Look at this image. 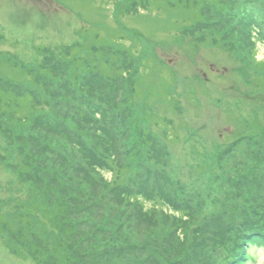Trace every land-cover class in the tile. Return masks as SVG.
Returning a JSON list of instances; mask_svg holds the SVG:
<instances>
[{
  "label": "rangeland",
  "instance_id": "rangeland-1",
  "mask_svg": "<svg viewBox=\"0 0 264 264\" xmlns=\"http://www.w3.org/2000/svg\"><path fill=\"white\" fill-rule=\"evenodd\" d=\"M192 3L0 0V264H264V0Z\"/></svg>",
  "mask_w": 264,
  "mask_h": 264
},
{
  "label": "trees",
  "instance_id": "trees-1",
  "mask_svg": "<svg viewBox=\"0 0 264 264\" xmlns=\"http://www.w3.org/2000/svg\"><path fill=\"white\" fill-rule=\"evenodd\" d=\"M192 5L195 7V12L196 13L202 12V11H200V7L201 6H204V5H199L198 4V0H193ZM188 7H189V5H188ZM200 22L201 21L199 20L198 22H196V23L193 22V23H194V25H198V24L200 25ZM104 50L105 49H101L100 52H104ZM16 70H17V72H22V73H25L26 72V68H23V69H16V68H14L13 69V71H16ZM8 77H9V72L6 69H0V78H3V79H6L7 80ZM175 81H176L175 80V77H173L172 82H168L167 80H163L161 82L165 86L164 89H160L158 92L157 91H154L153 94L146 95L145 93L140 92V89L138 88V80L136 79V82H137V90L134 91V96L135 97H141L142 96V97H144L146 99L148 97L154 96L155 94L163 93L165 91V89H171L172 90ZM259 83L264 86V84L261 83L260 81H259ZM3 91H6L5 92L6 94L5 95H0V110L4 111L5 114L13 113L14 116H15V118H16L15 120L18 121L16 123V126L22 127V128L27 127L29 125V123H30L31 118L33 117V115H35V113L38 111V109H35V106L31 105L30 103L27 105L29 107L27 109H25L24 108L25 106L23 107V103L20 100H17L16 98H11V96L9 95L10 89L9 90L3 89ZM192 96L193 95H191V97ZM165 102L168 105H171L173 101L170 98H167L165 100ZM84 134H85V132H83L81 135H84ZM242 145H245V150L243 152L240 151V153H245L249 149H252L253 150V155H254V158L255 159H258V160L264 159V149L262 147L261 148H258V147L251 146L250 140H244V141L239 140L238 141V146L241 147ZM235 150L236 151L237 150H241V148H239V149L235 148ZM112 171H113V169H112ZM15 218H17V217H15ZM18 218L20 219L21 222H23V220H21V217L18 216ZM179 223H183V222L180 221ZM228 226L230 227V229H231V231L233 233L239 231V228L238 227L232 225V221L231 220H228ZM246 234H250V235L252 234V235H255V236H259L256 232L246 233ZM246 234H245V236H247V239L251 237V236H248ZM259 237H261L262 239H264V235L259 236ZM244 244H245V249H240L237 252L236 256L233 258L234 260H232V259L230 260V264H232V263H235V264H237V263H243L244 261L247 260L248 256H247L245 250H246V247H248V242H244ZM221 264H228V262L227 261H223Z\"/></svg>",
  "mask_w": 264,
  "mask_h": 264
}]
</instances>
